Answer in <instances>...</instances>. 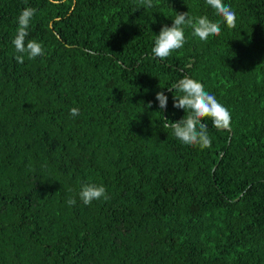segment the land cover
<instances>
[{"label":"trees","instance_id":"1","mask_svg":"<svg viewBox=\"0 0 264 264\" xmlns=\"http://www.w3.org/2000/svg\"><path fill=\"white\" fill-rule=\"evenodd\" d=\"M139 3L0 0V264H264V0H224L235 29L205 0ZM26 7V42L45 55L20 64ZM187 11L222 34L186 27L184 47L155 58V35ZM184 76L231 113L230 130L204 121L211 148L162 126L185 115L168 91ZM88 183L110 199L84 205Z\"/></svg>","mask_w":264,"mask_h":264},{"label":"clouds","instance_id":"2","mask_svg":"<svg viewBox=\"0 0 264 264\" xmlns=\"http://www.w3.org/2000/svg\"><path fill=\"white\" fill-rule=\"evenodd\" d=\"M50 3L58 5L61 0H49ZM217 16L223 19L228 29H235L237 26V15L230 5L224 3V0H205ZM153 0H140L137 9L153 7ZM37 9L26 7L17 17L16 35L12 40L17 55L14 57L17 63L23 64L25 56L29 60H35L37 57L45 55L42 43L36 40L26 38L29 36V28L35 17ZM192 29V35L201 42L207 43L210 37H217L222 34L220 22L210 21L207 16L194 17L189 12L176 13L172 26L164 25L159 35H155L152 55L160 61H166L174 52L182 49L187 42L185 28ZM175 90L182 93L180 96H174L173 107L182 109L184 117L178 121H169L165 119L162 125L164 128H171L173 135L182 144L198 147L201 150L211 148L212 139L208 133V126L205 120H211L212 126L217 130H230L232 127V117L230 111L221 104L217 98L205 90L202 82L189 76H184L178 82L168 88V91ZM156 100L161 109H166L168 97L163 91L157 92ZM149 108L151 103L147 105ZM78 108H71L70 115L76 117L79 115ZM79 198L84 205H91L93 201H107L110 196L103 185L88 183L82 185L79 191ZM77 203L75 198L70 197L67 200L69 206Z\"/></svg>","mask_w":264,"mask_h":264}]
</instances>
